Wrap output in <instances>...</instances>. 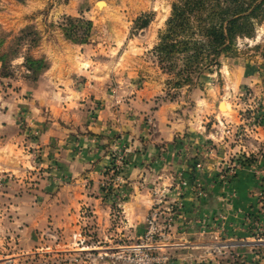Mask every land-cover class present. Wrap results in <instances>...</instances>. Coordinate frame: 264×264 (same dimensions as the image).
<instances>
[{
	"label": "rangeland",
	"instance_id": "374dc122",
	"mask_svg": "<svg viewBox=\"0 0 264 264\" xmlns=\"http://www.w3.org/2000/svg\"><path fill=\"white\" fill-rule=\"evenodd\" d=\"M176 1L0 0V57L8 73L1 76L0 64V113H11L9 102L32 99L31 90L22 94V85L32 87L55 65L57 78L66 85L72 83L75 90L89 76L106 77L104 88L94 91L97 99L88 96L91 104L84 118L94 120L101 103L108 102L114 126L124 129L117 132L109 126L108 162L96 186L84 187L83 199L68 203L69 218L61 219V229L56 226L35 235L26 228L31 220L38 223L40 206L47 205L40 194L52 180L50 170H57L58 164L51 150L46 153L36 146L42 123L36 124L28 110L13 112L15 129L22 135L20 145L29 158L20 170L17 157L0 153V264H129L121 258L123 249L145 239L149 221L155 222L158 233L149 241L161 246L153 253L163 255L168 235L162 237L164 219L166 213L182 209V195L189 190L193 197L205 198L218 179L229 182L241 168L250 170L258 182L251 193L254 204L244 220L251 223L254 242L264 241V23L256 26L253 38L236 41L235 55L221 56L218 66L204 70L192 84L175 88L153 48ZM68 17L74 20L71 26L66 23ZM71 31L75 40L66 36ZM26 57L43 61L35 81L28 78ZM163 102L174 106L170 115L182 123L172 158L186 159L187 177L172 168L173 162L166 158L170 150L155 161L166 168L160 178L138 181L131 173L142 164V160L136 162L140 153L136 143L153 131L150 112ZM220 103L225 110L219 109ZM191 128L194 140L199 131L214 138L192 143ZM54 148L62 150L58 143ZM2 161L11 169L4 170ZM208 161L213 162L211 172L204 169ZM183 181L187 185L180 188ZM134 192L151 200L141 232L125 227L124 209ZM34 205L32 219L27 211ZM221 220V215H214L194 221L201 231L198 253L192 257L195 264H264V246L225 248L223 240L206 236L212 230L223 231ZM166 261L172 264L169 258Z\"/></svg>",
	"mask_w": 264,
	"mask_h": 264
},
{
	"label": "crops",
	"instance_id": "0c3cea01",
	"mask_svg": "<svg viewBox=\"0 0 264 264\" xmlns=\"http://www.w3.org/2000/svg\"><path fill=\"white\" fill-rule=\"evenodd\" d=\"M50 68V71L44 73L32 87L27 84L22 85V94L31 90L32 99L22 98L15 104L9 102L7 105L10 106L11 113H0V153L2 155L12 154L17 157L20 170L23 168L21 166L26 165L25 161L28 156H25L23 147L20 145L22 135L15 129V119L12 114L15 112L18 115L19 111L28 110L32 114L33 121L39 125L42 123L44 127L38 140L39 144L36 146L46 153L51 150L58 164L57 170H50L52 180L46 182L43 192L40 194V198L42 201H46L47 205L40 206V212L37 214L38 223L31 220L26 228V231L35 235L51 232L55 230L56 226L61 229L63 225L61 219L69 218L70 211H66L68 203L83 199L80 194L85 192L84 187L96 186L100 170L108 162L109 126L117 132L124 130L119 125L114 126L115 117L108 102L101 103L102 108L96 113L94 120L87 119L88 121H86L84 118L87 116L91 104V101L88 102V96L91 99L90 96L95 95L97 99L98 95L94 91H101L100 87L104 88L106 77H97L96 74L89 76L87 81H84L80 88L75 90L71 88L72 83L68 82L66 85L62 83L60 77L57 78L58 71L55 65ZM103 95L104 93L100 95V98ZM104 99L106 100L107 96L102 98V100ZM151 104L148 99L147 106H151ZM173 108L171 103L163 102L156 105L150 112L154 123L153 131L148 133L146 139L143 137L142 142L136 143V148H138V152L140 151L136 162L139 163L142 160V164L136 166V169L134 168L131 173L134 172L133 176L135 179L138 177V181L147 179V177H149L148 180L160 178L166 168H162L160 164L156 165L155 161L158 156L163 155L164 151L166 154L170 150L171 153L166 154V158L173 162L172 168L176 169V173L182 172L184 178L187 177L185 175L187 172L186 159L172 158L174 142L182 128V123L175 122L170 115L171 111L169 110ZM59 115L61 116L60 121L58 120ZM187 128L186 125L184 134L188 135ZM192 130L191 128L192 133L189 138L192 143L214 138L213 134L199 131L196 140H194L195 132ZM53 138L54 142H51ZM53 143L61 145L62 150L58 148L55 151L56 145L53 146ZM148 157L149 164H143ZM212 163L211 161L205 162V172H211ZM5 164L2 161V168L10 170L11 168ZM66 179L67 181H65ZM257 183L256 177L250 170L241 168L237 171L235 178L229 182L218 179L216 187L208 191L205 198L193 197L187 190L182 195L183 207L175 214L174 224L164 242L163 255L169 258L172 264H195L192 257L198 253L196 250L199 246L198 241L201 239V231L200 225L194 221L196 219L205 221L207 217L211 218L214 215H221L220 222L224 229L222 232L212 230L210 233L208 231L205 233L206 236L212 237L214 240H223L225 248L242 249L246 246H264V241L254 242L250 229L251 223L244 220L254 204L255 199L251 193L257 190ZM150 201L147 194H135L134 192L124 209L127 219L126 229L132 227L137 232L143 230ZM35 208L37 206L34 205L33 209L27 211L28 215L32 214V219L36 216ZM56 220L59 221L58 224H56Z\"/></svg>",
	"mask_w": 264,
	"mask_h": 264
},
{
	"label": "trees",
	"instance_id": "16d2710c",
	"mask_svg": "<svg viewBox=\"0 0 264 264\" xmlns=\"http://www.w3.org/2000/svg\"><path fill=\"white\" fill-rule=\"evenodd\" d=\"M66 23L71 26L74 20L68 17ZM262 23L264 0H177L153 51L159 66L172 76L169 83L179 88L192 84L204 70L218 66L221 56L235 55L236 41L253 38L256 26ZM72 35V31L66 33L75 40ZM24 62L28 78L35 81L43 61L26 57ZM4 63L0 57L1 76L7 77Z\"/></svg>",
	"mask_w": 264,
	"mask_h": 264
},
{
	"label": "built area",
	"instance_id": "2783aa9c",
	"mask_svg": "<svg viewBox=\"0 0 264 264\" xmlns=\"http://www.w3.org/2000/svg\"><path fill=\"white\" fill-rule=\"evenodd\" d=\"M186 186V182L183 181L180 183V188H183ZM175 221V214L171 213H166V218L164 219V227H162V237L166 232H169L170 229L172 228L173 224ZM149 232H147L145 239L141 240L140 243L137 245H134L133 247L129 248H124L123 249V258L126 260L129 264H166L167 263V258L164 255H160L159 253L154 254L153 251L155 249L161 247L159 246H154L150 243V239L157 235L156 233L157 228L155 225V222L149 221ZM161 235H160V240H161Z\"/></svg>",
	"mask_w": 264,
	"mask_h": 264
},
{
	"label": "water",
	"instance_id": "95a60500",
	"mask_svg": "<svg viewBox=\"0 0 264 264\" xmlns=\"http://www.w3.org/2000/svg\"><path fill=\"white\" fill-rule=\"evenodd\" d=\"M100 3H103V2H99V4H100ZM222 104H223V103H220V104H219V109H220V110H223V108H222Z\"/></svg>",
	"mask_w": 264,
	"mask_h": 264
},
{
	"label": "bare ground",
	"instance_id": "6f19581e",
	"mask_svg": "<svg viewBox=\"0 0 264 264\" xmlns=\"http://www.w3.org/2000/svg\"><path fill=\"white\" fill-rule=\"evenodd\" d=\"M99 5H102V3H100ZM102 6H104V4ZM222 108L225 110L224 104H222Z\"/></svg>",
	"mask_w": 264,
	"mask_h": 264
}]
</instances>
